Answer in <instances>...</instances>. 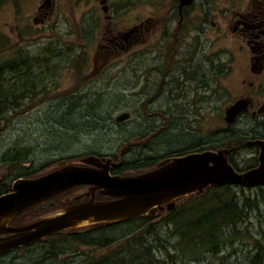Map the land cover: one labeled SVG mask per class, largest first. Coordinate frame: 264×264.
I'll use <instances>...</instances> for the list:
<instances>
[{
  "label": "rangeland",
  "instance_id": "obj_1",
  "mask_svg": "<svg viewBox=\"0 0 264 264\" xmlns=\"http://www.w3.org/2000/svg\"><path fill=\"white\" fill-rule=\"evenodd\" d=\"M42 1L10 0L0 7V33L9 40L8 46L0 51V66L9 67L10 63L25 59L24 70H44L48 76L44 83L35 85L28 92L25 91V94L18 93L17 100L10 101V107L16 108V111H11L9 121H4V126L0 128V184L4 180L12 183L14 179L11 175L12 164L5 162L4 156L16 149L28 150L29 160L22 167L34 170L43 166L50 169L66 163L80 162L104 169V166L111 168L112 165L124 164L125 159L134 163L157 158L160 165L177 151L196 150L203 144L211 143L210 140L218 145V140L224 138L225 134L237 132L240 128L241 132L246 133L254 126L252 116H244L241 122L233 125L224 120L225 109L233 98L239 81L249 78V75L244 73L245 60L241 55V59L233 64L237 67L234 68L237 71L233 75L215 76L220 61L225 63L227 55L217 48L223 41L213 44L212 50L206 48L209 54L214 55L215 67L207 93L200 89L201 79H192L194 74L190 77L192 72L188 74L190 78L186 75L183 77V74L179 77L177 74L183 68L185 72L186 69L194 70L192 63H199L198 58L179 59V52L174 54V47L170 45L169 48L163 47L166 52L164 58H149L143 65L144 69L139 58L135 59L133 65L129 63L134 60L131 58L128 61L131 56L140 55V51L151 47V43L156 45L159 40L157 38L134 48L130 55L117 49L114 62L109 60L110 63L106 64L98 56L105 50L99 48L98 38L106 21L95 17L93 11L77 10L76 0H67L65 5H56L52 17L41 21L37 8ZM133 1L134 4L127 9L129 11H117L120 24L128 25L145 17L147 12L142 10L147 7L146 2ZM161 1L162 8L169 11L173 0ZM91 6L85 0L81 1L79 9ZM99 12L104 15L102 11ZM35 18L38 22H35ZM90 21L93 24L89 26ZM83 23L86 34L90 37L85 45L82 44L85 34L79 35L78 32ZM213 32L215 33L209 34L210 41L217 38L218 32ZM167 52L172 55L169 59ZM55 65L59 66V70L48 75L50 72L46 70ZM5 76L10 82L15 80L13 72L8 71ZM183 80L187 81L185 89H176L175 82L181 83ZM211 86L212 89L209 90ZM244 92L245 86L241 84V93ZM19 102L21 105L18 107ZM155 111L160 115H155ZM124 112H129V117L117 121V117ZM207 135L210 136L208 139ZM69 156L74 157L68 159ZM258 156L257 148L246 147L241 152V158L237 159L241 171L252 168ZM52 160L55 163L46 166ZM91 194V187L73 190L59 198L62 208L60 206L50 214L60 215L72 206L75 198H88ZM245 194L261 201L264 199V191L261 193L251 189L246 190ZM166 204L159 203L153 208L154 213L148 211V215L154 216L155 221H160L167 212ZM46 215L49 214L42 216ZM260 215L264 218V205L261 212L250 213L242 225L243 230L260 237V227H264V221H259ZM117 222L119 221L114 219L105 222L96 218L88 219L71 229ZM161 233L164 239L171 240L168 226H162ZM46 248L40 244L33 251L30 250L31 247L17 250L1 257L0 264H32L33 260L40 259L38 250H41L44 257L42 264H81L79 261L86 254L97 249L91 250L85 246L77 249H56L57 255L51 262L50 255L45 254ZM255 252L254 241L244 238L238 240L234 246L229 245L217 256L200 253L185 260V264H222V261L225 264H249ZM94 253L99 255L102 252L96 250ZM159 256L167 261L161 264H175L163 253H159ZM178 263L184 264L182 260H178Z\"/></svg>",
  "mask_w": 264,
  "mask_h": 264
},
{
  "label": "trees",
  "instance_id": "obj_2",
  "mask_svg": "<svg viewBox=\"0 0 264 264\" xmlns=\"http://www.w3.org/2000/svg\"><path fill=\"white\" fill-rule=\"evenodd\" d=\"M8 1L10 0H0V7ZM8 42L9 40L3 33H0V51L8 46ZM24 66H26L25 59L14 61L9 64V67L0 66V128L4 126V121H9L8 116L12 114L11 111H16V108L10 107V101L17 100L18 93L25 94V91L28 92L35 85L44 83L48 77L47 72H44V70L32 72L28 69L24 70ZM58 70L59 66L55 65L46 71L50 72L48 75H53ZM8 71L15 74V80L12 82L5 76ZM19 105H21V102L18 103V107ZM155 115H160V113L155 111ZM239 143L241 144V135L236 134L220 141L218 145L214 144L213 146L201 147L196 150H180L170 155L169 158L203 151L208 148L215 150L226 147L229 149L231 145ZM27 155L28 150L19 149L5 154L4 161L12 164L11 175L14 179L12 183L4 180L0 184V195L9 192L13 182L21 177L36 178L60 166L50 169H45V166H43L35 170L22 167V164L29 160ZM73 157L69 156L67 158ZM228 159L238 171H241L240 166L234 160L232 151L228 154ZM157 162V158H151L144 162L135 161L134 163L125 159L123 161L124 164L119 166L112 165L111 172L118 176L137 175L158 168L159 163ZM54 163L55 161L52 160L46 166ZM79 188V186H76L64 191L50 200L23 212L13 219L12 224L26 225L40 219L44 214L56 211L61 206L59 198ZM251 189L259 190L262 193L264 185L257 187H244L233 184L210 186L202 193L196 192L177 200L175 207L171 210L167 209L166 214L160 221H155L154 216L143 215L111 225L104 224L98 227L88 226L80 229H68L45 237L41 241L36 242V245L30 247L34 249L37 245L43 244V248H46L47 245L45 254L50 255L49 259H51V262L55 260L54 258L57 255L56 249L65 247L77 249L85 246L90 247L91 250L97 248L96 250L102 253L97 255L94 253L95 250L91 254H86L84 259L79 261L81 264L166 263V260L160 258L159 253H163L172 263L179 264L178 260H182L185 264V260H189V258L200 253L217 256L229 245L234 246L238 240L251 238L254 241L256 252L251 257L249 264H264V227H260V237H255L249 231L243 230L242 227L250 213L253 211L261 212L264 205V199L261 201L258 198H250L245 194L246 190ZM240 193H243V195L241 196ZM108 199L110 198L98 192L96 193V200ZM52 203H54V206H52ZM75 203L79 204L80 201H74L72 205ZM263 219L262 215H260L259 221L263 222ZM162 226L170 228L171 240L168 241L162 237ZM22 248L29 249L28 246ZM172 249L174 250L173 252ZM38 252H40V259L33 260L32 264H42L44 261L41 250H38ZM222 264L225 263L222 261Z\"/></svg>",
  "mask_w": 264,
  "mask_h": 264
},
{
  "label": "flooded vegetation",
  "instance_id": "obj_3",
  "mask_svg": "<svg viewBox=\"0 0 264 264\" xmlns=\"http://www.w3.org/2000/svg\"><path fill=\"white\" fill-rule=\"evenodd\" d=\"M71 1L73 2V0ZM81 1L85 0H76L77 10L93 11L95 17L102 19L104 22L106 21L103 25L104 30L98 38L99 48L105 49L98 55L100 56L99 60L106 64L114 62L113 57L117 49H121L127 55H130L134 48L159 38L156 45L151 43L149 44L151 47L145 51H140V55L131 56L128 61L131 58H134V60L129 63L133 65L135 59L139 58L142 69H144L143 65L147 63L149 58H164L166 52L163 47L167 46L169 48L172 45L174 54L179 52V59L186 60L190 58V60H195L198 58L200 61L199 63H192L194 70L186 69L185 72L183 68L182 71L177 72L179 77H182L183 74V77L186 75L187 78H190L194 74L195 76L192 79L195 77L201 79L200 89L208 93L210 82L214 77L215 67L213 64L214 55L213 53L209 54L207 50L210 48L212 50L214 45L223 41V44L217 46V48L227 55L224 59L225 63L220 61V66L215 70L216 77L233 75L237 71H235L237 67L233 64L239 58L241 59V55H243L245 60L243 70L245 74L249 75V78H243L239 81L236 92L225 109V114L227 109L233 105L238 103L241 105V100H245L248 104L246 110L242 112L240 110L233 123H228L225 120V116L224 120L227 124L233 125L236 122H241V118L244 116H252L255 124L248 129L250 130L249 132L244 130V132L249 134L248 136L246 133L241 132L240 128L237 132L227 133L224 138L218 140L220 142V140L222 141L230 136L239 134L241 135V144L231 145L229 149L221 147L215 150H228L227 154L232 151L234 160L238 163L237 159L241 158V152L246 147L258 148L257 145H250L249 143L256 139H264V0H191L190 3L173 0L169 11H165L162 8L161 0H144L147 6L142 10L147 12L145 17L128 25L120 24L121 20L117 19V11H129L127 9L134 4L133 0H86V3L88 2L92 6L79 9ZM66 2L67 0H43L37 8L39 15H41L40 20L50 19L55 11V6L65 5ZM61 10H64V8ZM99 11H102L104 15ZM91 16H89V19ZM35 22H38L37 18H35ZM91 24H93V21L89 22V26ZM213 31L218 32L217 38L214 41H210L209 34H214L215 32ZM78 32L79 35L81 33L85 34L82 43L85 45V41L90 40L89 35L87 36L86 34L85 23H83L82 28L78 29ZM206 48L208 49L206 50ZM152 53H155V55H150ZM171 56L167 52V58L169 59ZM177 58L178 56L175 59ZM97 61L98 59H96ZM138 66L141 65L139 64ZM238 66L241 67V63L239 65L238 62ZM190 73L191 76L189 77L188 74L190 75ZM186 82V80L181 83L176 81L175 88L184 90ZM241 84L245 86L244 93H241ZM211 89L212 86L209 90ZM250 132H252V135H250ZM208 137L210 136L207 135L206 138L208 139ZM245 138L248 139L245 140ZM210 141L211 143L203 144L201 147L213 146L214 143L212 140ZM81 164L86 165L84 162H81ZM110 173L112 174L111 168ZM81 186L90 187L87 185ZM81 186L79 187L82 188ZM97 192L100 193L99 191L95 192V199ZM91 197L92 195L88 198H75V201L83 203L90 200ZM12 222L10 225L13 227L22 226L13 225ZM6 235L11 234L7 233ZM39 241L41 239L36 242ZM36 242L22 247L34 246ZM22 247L2 253L0 258L13 254L17 250L23 249ZM30 250L32 251L33 249Z\"/></svg>",
  "mask_w": 264,
  "mask_h": 264
},
{
  "label": "water",
  "instance_id": "obj_4",
  "mask_svg": "<svg viewBox=\"0 0 264 264\" xmlns=\"http://www.w3.org/2000/svg\"><path fill=\"white\" fill-rule=\"evenodd\" d=\"M247 104L241 100V105L238 103L228 108L225 120L233 123L240 110H246ZM127 117L129 112H124L117 121ZM249 144L259 148L258 164L245 171H238L233 166L228 159V150L206 149L167 158L158 168L131 176L113 175L106 166L101 169L66 163L36 178L21 177L13 182L9 192L0 195V254L74 228L88 219L127 221L148 215V211L153 214V208L159 203H167V209L171 210L177 200L196 192L202 193L210 186H262L264 139ZM81 185L92 188L90 200L72 205L60 215L49 214L18 227L10 225L23 212ZM96 191L110 199L96 201Z\"/></svg>",
  "mask_w": 264,
  "mask_h": 264
},
{
  "label": "bare ground",
  "instance_id": "obj_5",
  "mask_svg": "<svg viewBox=\"0 0 264 264\" xmlns=\"http://www.w3.org/2000/svg\"><path fill=\"white\" fill-rule=\"evenodd\" d=\"M87 221V220H86Z\"/></svg>",
  "mask_w": 264,
  "mask_h": 264
}]
</instances>
